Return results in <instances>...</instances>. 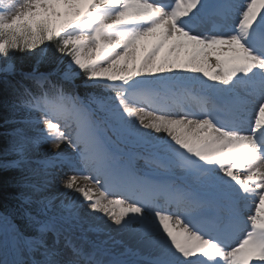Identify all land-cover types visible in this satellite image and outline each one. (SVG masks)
<instances>
[{"label":"snow or ice","instance_id":"6c2138e0","mask_svg":"<svg viewBox=\"0 0 264 264\" xmlns=\"http://www.w3.org/2000/svg\"><path fill=\"white\" fill-rule=\"evenodd\" d=\"M5 189L0 264H264V0H0Z\"/></svg>","mask_w":264,"mask_h":264},{"label":"trees","instance_id":"16d2710c","mask_svg":"<svg viewBox=\"0 0 264 264\" xmlns=\"http://www.w3.org/2000/svg\"><path fill=\"white\" fill-rule=\"evenodd\" d=\"M18 63H23L25 66L31 63V58H22ZM8 179V177H5ZM9 204V190L5 189L0 193V211H4L6 206Z\"/></svg>","mask_w":264,"mask_h":264},{"label":"bare ground","instance_id":"6f19581e","mask_svg":"<svg viewBox=\"0 0 264 264\" xmlns=\"http://www.w3.org/2000/svg\"><path fill=\"white\" fill-rule=\"evenodd\" d=\"M158 135L163 136L164 134L163 133H159ZM57 151H68V152H71L72 150L71 149H68L66 145L62 144L60 146V148L57 149ZM139 164H140L141 167L144 166V162L143 161H140Z\"/></svg>","mask_w":264,"mask_h":264},{"label":"rangeland","instance_id":"374dc122","mask_svg":"<svg viewBox=\"0 0 264 264\" xmlns=\"http://www.w3.org/2000/svg\"><path fill=\"white\" fill-rule=\"evenodd\" d=\"M22 58H29V57H27V56H21L20 54H18L17 55V62H19L20 61V59H22ZM48 146L47 145H44V146H42V148H41V151H43L45 148H47ZM84 174H87V172H85Z\"/></svg>","mask_w":264,"mask_h":264}]
</instances>
